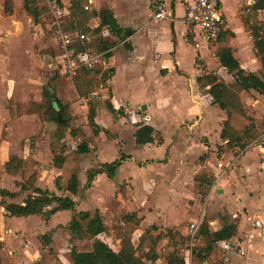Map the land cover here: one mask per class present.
Returning a JSON list of instances; mask_svg holds the SVG:
<instances>
[{
    "label": "crops",
    "instance_id": "obj_1",
    "mask_svg": "<svg viewBox=\"0 0 264 264\" xmlns=\"http://www.w3.org/2000/svg\"><path fill=\"white\" fill-rule=\"evenodd\" d=\"M9 1L12 3V7L11 5L6 6V0H0V30L9 32L5 33V36L8 37L6 39L8 44L5 47L0 45V174L2 171V182L8 183V187H10V183H16L18 187L17 184L22 183L21 174H18L21 177L9 175L6 172V165L13 157L24 160L33 159L40 165L36 186L60 197H71L75 202H78L76 211L82 212L85 211L82 210V207L86 203L80 204L77 196L64 191L72 175L76 174L79 179L80 194L84 183L86 187H91L97 180L101 181L103 187L108 186L112 192L115 190L114 196L117 197L120 194L117 189L119 190L120 186L125 184L128 179L132 180L133 186L135 185L136 188L137 186H147L143 188V191H140L141 195H136V197H139L140 201L143 200L147 206L153 203L157 208L154 212H151L149 208L141 209V207L136 210L139 215L136 216L147 228L144 232L153 226L162 227L163 224L166 225L167 221H175L183 217L185 218L184 223L188 222V226L207 221L211 232L220 231L226 225H233L236 227L235 235L230 240L219 243V251L223 254V258L215 264H240L241 258L232 249L244 237L246 228L244 214H247L245 209H249L248 212H255L258 208L264 210V147L262 143L261 145L259 143L250 144L239 154H236L234 150L232 151L235 153H227L222 156L219 154L217 174L220 172V166L223 168L235 167L234 187L228 188V190L223 185V189H217V192L215 189L210 190L209 196L207 194L204 196L205 198L208 196L204 205H201V199L197 196L202 198L203 196L199 192H197L199 195L194 193V190L197 191L196 189L201 190L199 188L201 183L196 179L204 174L201 170L202 165L209 163L214 157L211 152L214 148L210 138L217 135L221 139L227 114L213 103L211 96L202 94L198 87V78L213 74L228 85L233 84L235 79L221 66L214 54V47L206 43L196 30L187 26L185 22L186 9L195 0H167L174 19L167 22H158L153 18L150 0H89L90 6H86L90 8L89 12L98 13L103 10L112 12L118 24V30L114 32L109 27H104L97 35L92 33L100 28L101 20L98 17L91 19L85 28L80 30L93 40L92 44L100 39L102 42L105 41L113 45L105 52L104 66L102 67L106 71L112 70L113 75L106 82H97L95 92L88 98L80 96L74 79L65 75L61 70L58 42L51 22L47 31L49 34H45L43 26L36 25L24 11V0ZM261 2L263 1L248 5L246 0H222L221 8L225 22L220 37L232 49L241 68L259 76L263 72L262 64L256 56L254 40L249 27L264 23V10L256 8ZM8 8H12V13H6L7 17H4L2 12H6ZM66 9L68 12L66 19L68 20L70 18L69 6ZM21 13L23 14L20 15ZM49 17L51 19L50 15ZM24 24H26V28H24ZM33 29L36 32L34 36L31 34ZM28 31L29 36L26 35ZM3 34L4 32H0V40H4L2 39ZM38 47L40 48L37 49ZM94 49L97 51L96 48ZM37 51H40L42 55L40 61L51 72L49 76L52 78L46 85L50 86L64 106L70 107L76 118L77 126L83 128L90 137L93 133L88 126L89 102L93 100L98 103L96 123L102 130L108 131V134L101 132L97 138H94V143H90L91 151L81 155L78 162L82 163V160H87L86 166H89L94 160L97 165L92 169H99L102 165L111 164L125 155L127 159L120 168L125 163H130L134 170L132 174L130 172L117 182L119 168L113 178H109L103 173L96 176L92 184L88 185V172L92 169L86 172V179H82L83 172H80L78 176L76 172L66 171L65 168L68 167L71 160V150L72 152L76 151L79 145V140L71 136L70 133L63 141L66 144L67 162L62 169L54 167V151L59 149L55 138L57 126L54 123L42 121L39 114L30 111L35 105L42 103L46 85L43 90H40L39 85L42 84L43 76L40 77L35 72L23 69L22 72H19L20 76H9L4 65L5 60L9 61L14 55L25 58L32 56ZM7 61L6 63H8ZM31 76L33 77L29 82L23 81ZM136 83H139L142 91L138 96L132 93V90L137 88ZM105 88L112 92L111 103L117 111L115 114L108 112L105 108L107 99ZM97 92L98 95H95ZM251 94L259 95L255 91H252ZM260 97L261 99L252 103V106H255L264 115V96ZM101 113H105L108 123L101 120ZM159 114H163L167 120L174 116H180V120L169 132L168 139ZM192 122H194L192 125L194 133L192 132V134L201 138L197 143L196 141L192 142V138L184 140L188 131L183 126L185 123ZM212 123V128L207 130L206 126H210ZM145 125L152 127L155 133L146 145L138 146L135 133L140 126ZM128 135L132 139V145L123 144L122 138ZM196 137L195 139H197ZM177 138L178 142H174ZM222 141L227 144V141ZM155 142L160 146L159 150L168 154L169 158L179 156L185 149V152L188 151L190 156L199 159L201 166H193L189 169L179 163L173 165L169 162L170 164L163 166L161 163L164 161L158 159L147 158L148 161H145L147 160L145 159L147 147ZM109 145L118 150V157L115 155L117 157L115 160L102 162L103 151ZM197 145L200 150L195 154ZM224 160L225 166L220 164L224 163ZM158 163H160V168L152 175L153 179L150 175L144 176L141 182L136 179L138 169L148 164L159 165ZM190 172L192 175L191 189L187 188ZM241 174L246 176V179H242L243 181L238 179ZM58 177H62V190H58L56 186ZM227 178L225 176L217 177L219 179L217 184L225 183ZM155 179L158 181L156 182ZM185 181L187 186L184 185ZM164 182H170L173 186L171 194L162 192L160 189L157 198L150 201L148 199L150 194L144 192V189L148 190L151 183L161 186ZM0 188L7 189L1 186ZM249 188L254 190L253 197H250ZM7 190L15 193L20 192V188L19 191ZM116 193L118 194L116 195ZM31 194V192H25L10 202L22 204L24 199ZM99 195L103 198L107 194L103 189ZM186 195H190L194 203L185 205L186 197L184 198V196ZM21 196L22 199L15 202ZM132 197L135 198V195ZM2 201L3 199L0 197V243L3 244L7 254L6 264H73L71 250L78 245L75 243L70 249V240L74 237L68 229V225L72 220L73 212L60 211L49 220H44L40 216H37V219L28 218L31 216L23 217L28 219H21L18 221L20 224L14 226L11 222L12 218L22 217L9 216ZM202 207H204V211H202ZM224 208L229 214L238 211L239 217L233 218V213L231 220L229 214L223 211ZM258 216L262 219V229L258 233L256 243L264 248V215ZM56 218L57 220H55ZM56 223L62 225L61 230L57 231ZM184 223L174 225L170 229L166 227H162V229L173 230L176 227L179 230L177 227ZM43 235H50L51 242L48 246H43L39 240ZM162 241L166 242V240ZM117 242L119 243V241ZM223 243H228L230 248L222 249ZM52 249L56 254V259L51 256ZM67 251L70 252L69 257L65 256ZM158 260L156 258L151 263L157 264ZM159 264H164V262ZM252 264H264V258H256Z\"/></svg>",
    "mask_w": 264,
    "mask_h": 264
},
{
    "label": "trees",
    "instance_id": "obj_2",
    "mask_svg": "<svg viewBox=\"0 0 264 264\" xmlns=\"http://www.w3.org/2000/svg\"><path fill=\"white\" fill-rule=\"evenodd\" d=\"M87 0H74L69 4L70 18L65 20L64 30L67 32L80 31L85 28L86 24L93 18L98 17L101 20L99 30L92 33L98 34L101 28L109 27L112 31L118 30V24L114 15L110 11L89 12L84 10L83 3ZM43 4V5H42ZM62 5L64 6L63 2ZM257 9L264 10V1L256 6ZM24 11L33 19L36 25L43 24V14L48 13L47 7L43 0H24ZM6 13H12V8L6 9ZM249 31L254 40L256 56L262 64V75L248 72L241 68L240 63L234 57L232 49L227 45L224 39H219L211 43L214 47V54L218 58L221 66L231 74L235 82L226 84L216 75L209 74L198 78V87L203 95L211 96L213 103L226 112L227 119L223 125L221 139L227 141V144L239 154L254 142L259 133L257 131V121L262 115L251 106L246 105L243 95H248L255 91L264 96V23H259L249 27ZM89 32V31H88ZM78 48L82 49L83 44L77 43ZM96 48L99 53L106 52L113 47L108 42H102L97 39L90 45ZM113 75V71H106L101 67L94 69L82 70L74 78V83L81 97L88 98L95 92L97 82H106ZM107 99L105 108L108 112L115 114L117 111L111 103L112 92L105 88ZM57 101L60 106L64 123L59 122L58 113L53 107V102ZM90 112L88 116V126L92 130V137L88 136L83 128L78 127L76 118L69 106H64L59 99L52 98L45 90L43 91V101L35 105L30 111L32 113L42 114L44 120L48 123H54L57 126L55 133L56 142L59 149L54 151V167L62 169L66 162V144L63 143L66 135L79 140L76 154H88L90 143L97 138L101 132L108 134V131L102 130L96 123L98 103L91 100L89 102ZM155 130L150 126H140L135 133L136 144L138 146L146 145L154 135ZM264 147V143H263ZM127 156L122 155L120 160L111 164H104L99 169H92L88 172V185L92 184L96 176L105 173L109 178H113ZM40 165L33 159L24 160L13 157L6 165V172L9 175L16 176L21 174L22 183H18L19 193L11 192L7 189L0 188V197L3 199L2 204L11 217H28L40 216L44 220H49L55 213L60 211H71L73 217L68 225L72 236L78 241L85 242L77 245L71 250L73 264H153L157 258V247L162 240H166L164 247V264H186L185 259L179 256V251L191 241L190 226L184 227L181 231L165 230L153 226L144 232L136 244L130 238V232H124L117 235L114 229L109 228L100 212L94 213L89 211L77 212L78 202L71 197H60L48 190H43L36 186L38 169ZM200 189L204 186L210 187L213 183L212 177L202 174L197 179ZM62 177L56 179L58 190L61 187ZM65 192L73 196L80 194V182L76 174L72 175ZM31 192L22 204L6 202L5 199L14 200L20 194ZM124 223H134L139 226L141 219L135 214L127 215ZM236 232V227L226 225L220 231L211 232L207 221H203L197 230L194 238L192 249L191 264H215L223 258L219 251V243L230 240ZM104 235L113 240L119 241L118 248L114 250L105 241L99 237ZM43 246H48L51 242L50 235H43L39 238ZM144 255L141 256L140 253ZM7 254L4 251L3 244L0 243V264H6Z\"/></svg>",
    "mask_w": 264,
    "mask_h": 264
},
{
    "label": "rangeland",
    "instance_id": "obj_3",
    "mask_svg": "<svg viewBox=\"0 0 264 264\" xmlns=\"http://www.w3.org/2000/svg\"><path fill=\"white\" fill-rule=\"evenodd\" d=\"M6 1H7L6 6L11 5V7H12V3L9 0H6ZM71 1L72 0H62V2H63L65 7H68L69 6L68 3H70ZM83 6H84V8L86 6H90L89 5V0H87L85 3H83ZM13 13H14V11H13ZM5 14H6L5 11L2 12V15L4 17H7ZM22 14L23 13H21L20 15H22ZM42 19H43V24H42L43 27L42 28H43L45 34H49L47 31H48V26H49V24L51 22V19H50L48 13L45 12L43 14V18ZM24 28H26V24H24ZM0 32H4V34L2 35V37H3L2 39H4V40H0V45L2 47H5L8 44V42L6 41V39L8 37L5 36V33H9V32H8V30L7 31L6 30H0ZM35 33L36 32L33 29L31 34L34 36ZM26 35H28V36L30 35L29 31H28V33L26 32ZM39 48L40 47H38L37 49H39ZM41 56L42 55L40 54V51H37L32 56H30V57L28 56V57H25V58H21V57H19V55H14L9 61L5 60L4 65L6 66L5 67L6 70H8V73H9L8 75L9 76H13V77L20 76L19 72H22L23 70L24 71H29V72H32V73L35 72L36 74H39L40 77L43 76L42 77L43 78L42 84L39 85L40 90L41 89L43 90L44 85H46L47 82L52 77L49 76L51 72L49 71L47 66L42 64V62L40 61L41 58H42ZM6 61L8 63H6ZM32 77L33 76L29 77L28 79H23V81L24 82H29ZM96 85H97V83H96ZM136 86H137V88L132 90V93L135 96H138V94H140L142 91L140 89L139 83H136ZM260 96L261 95L255 96V95H252L251 93L248 94V95H243V99L245 101L244 103L246 105H248V106H251L252 108H254L256 111H258L262 115V117L257 121L258 122L257 131L259 133V136H258V138L255 141L259 140L261 138L263 132H264V115L255 106H252V103H254L255 101L261 99ZM42 97H43V95H42ZM39 117H40V119L42 121H45L43 116H42V114H39ZM159 117L161 118L162 126H164V131L166 133V138L168 139L169 138V132L172 130V127L175 124H177V122L180 120V116H174V117H172V118H170L168 120L164 118L163 114L162 115L159 114ZM101 120L105 121V123H108L107 116L105 115V113H101ZM193 123L194 122L185 123V125L183 126V127H185L184 129H186L188 131L186 137L184 138V140L185 141L186 140H191V138H192V142L196 141V143H197L198 141L201 140V138H198V136L196 137L195 134H192V132L194 133V127L192 126ZM212 126H213V123L210 126L209 125L206 126V129L208 130L209 128H212ZM194 136L197 139H195ZM122 141L124 142L123 143L124 145H132V139H131L130 135L123 137ZM210 141L212 142V145H213V148H214L213 150H211V152L214 154V157H213V159H211L209 161V163L203 164L202 167H201L202 168L201 170H202V172H204V174L207 175V177H212L213 178V183L214 182L215 183L214 184L212 183V185L210 186L211 188L208 187V186L207 187L204 186L203 188H201V190H199V189H196L197 191L194 190L195 194L197 192H199L201 194V196H203V198L200 197V196H197L199 199H201V202H200L201 205H204L207 197L210 194V190L213 191L215 189V192H217V189H223V185L225 187H227L226 189H228V188L232 189L234 187V183H235V180H236V177H235V174H234L235 167L229 169V171L225 168L224 170L228 171V173H227V175H225V177H228V178H227V180L224 181L225 183L217 184V182L219 181V179H217V175H218L217 173H218V169H219V161H217L218 160V155L221 154V156H222L224 154L226 155L227 153H232V152L235 153V152L232 151L233 149L229 145L224 143L220 139V137L217 136V135H215L214 137L210 138ZM174 142H178V138ZM202 142H208V141H202ZM254 142H252L251 144H253ZM91 143H94V139L92 140ZM258 143L261 145V142H258ZM159 147L160 146L157 144V142H155L154 144L148 146L147 149H146L147 156H145V159L149 158V159H152V160L153 159H158V160L164 161L163 163H161V165H163V166H165V165L167 166L170 163H172L173 165L179 163L180 165H184V166L188 167L189 169L193 168V166H198V165L201 166V163H200L199 159H196L193 156H190L188 151L185 152V149H184V152H182L179 156L177 155V156H174L173 158H169V155L166 154L164 151L159 150ZM199 150H200V147L197 145L196 150H195V154L199 153ZM103 152L104 153L102 155V158H103L102 162H111V161L115 160L118 157V154H119L118 150H116L112 145H109V146L105 147ZM115 155L117 157H115ZM72 156H74L75 158L72 157ZM80 156L81 155L76 154V151L72 152V150H71V153H70L71 160L69 161L68 167L65 168V170L66 171H70V173L76 172L78 174V176H79L80 172H83L82 179H86V177H87L86 172L89 169L94 168L97 164L93 160V161H91L89 166H86V161L87 160H85V161L82 160V163L78 162V159H79ZM145 161H148V159L145 160ZM158 164L159 165H157V164L149 165L148 164V165H145L144 167H141L140 169H138V174L136 175V179H138L141 182V181H143L144 176H146V175H150L151 179H153L152 175H154L155 172L158 171V168H160V163H158ZM220 164L225 166L226 165L225 160H224V163L221 162ZM86 167H88V168L85 169ZM133 171L134 170L131 168L130 163H125L120 168L119 172L117 173L116 181L119 182L121 179L125 178L127 176V174H130V172L132 174ZM231 172H232V174H231ZM144 173H145V175H144ZM2 174H3V172L1 171V174H0V186L1 187H5L7 189H10L12 191H19V188L16 186V183L15 184L10 183V185H9L10 187H8V183L2 182V179H1L2 178ZM38 174H39V171H38ZM18 176H20V175H18ZM191 178H192V175H191V172H190L189 173V179H188L189 185L187 186L186 181L184 182V185H186L187 188H189V189H191V186H190ZM238 179H240V181H243L242 179H246V176H243L241 174V176H239ZM37 180H38V176H37ZM96 181L97 180H95L93 182L91 187L90 186L86 187L85 183H84V185L82 187L81 194L79 196H77L78 197V201H79L80 204H82L83 202L86 203V205H83L84 207H82V210H85V211L89 210L91 213H94L96 210H99L100 213L104 217L106 225L109 228L114 229V231L119 236L122 235L124 232H130V238L132 239V241H134L137 244L138 241H139L140 236L143 234V232L147 228L142 223L139 226H136L134 223H129V224L125 225L124 218L127 215H130V214H135V215L139 216L138 212L136 210L139 209L140 207H141V209L142 208H147V209L149 208V209H151V212L156 211L157 208H156V206H154L153 203H151V205L147 206L146 203L143 202V200L140 201L139 197H136V195H141V194H139V193H141L140 191H143V188L147 187V186H143V187L142 186H140V187L137 186V188H136L135 185L133 186L132 180L128 179L125 182V184L120 186L119 190L117 189V191L120 194L117 195L118 193H116V195H117V197H116V196H114L115 190L112 192L108 186L107 187H105V186L103 187V184L101 183V181H97V182ZM155 181L157 182L158 180L155 179ZM242 184H243V182L241 183V185ZM192 188H193V186H192ZM103 189H104V192L107 195L102 198V197H100L99 194H100V192ZM160 189H162V192H166V193H170L171 194V190L173 189V186H171L170 182H168V183L164 182L161 186H158V184L154 185L153 183H151V187L148 190L144 189V192L146 191L147 193L150 194V197L148 199H150V201H152L153 199L157 198L158 193L160 192ZM246 189H248V188H246ZM177 190H178V188H177ZM249 191H250V195H251L250 197H253L254 196V194H253L254 190L249 188ZM206 194L208 196L205 198L204 196H206ZM132 195H135V198H133ZM184 198L186 199L185 205H187V204L189 205L191 203H194V200H192V197L190 195L189 196L186 195V196H184ZM21 199H22V196H21V198L19 197L17 200H15V202L20 201ZM5 201L6 202H10V199H5ZM191 201H193V202H191ZM245 210H246L245 213H247L248 215H254V214H258V215H262V216L264 215V210H262L260 208H258L255 212H253V211L248 212L249 209H247V208ZM202 211H204V207H202ZM223 211L227 212V209L224 208ZM67 212L70 213L69 211H67ZM130 212H133V213H130ZM232 214L233 215L239 214V212L236 211V212H232L231 214H229V218L231 220H232ZM28 218L37 219V216H31V217H28ZM28 218H23V217L22 218H12L11 222H12V224L14 226H17L18 224H20V222H18V221H20L21 219H28ZM211 219H212V217H211ZM55 220H57V218ZM184 221H185L184 217L183 218H178L175 221L174 220L167 221V223H165L166 225L164 226V224H163L162 227H166V228L170 229V227H174V225L182 224V223H184ZM58 223H56L57 231H58V229H60V230L62 229V225L58 224ZM186 226H188V222L184 223L182 226L177 227V228H179V231H181ZM162 227H160V228H162ZM163 229H165V228H163ZM173 230L174 231H178L176 229V227ZM99 238L101 240L105 241L107 244H109L110 247H112L114 250H116L118 248V245L120 244V242L118 243V242L111 241L110 239H108L104 235L100 236ZM70 241H71V243L69 242L70 243V249H71V246L72 245L74 246L75 243H77L78 245H82V244L85 243V242H82V241H77V239H75V238H72ZM165 245H166V242L165 241H161L159 243L158 247H157V252L156 253H157V259H159L157 261V264L164 262V247H165ZM183 248L180 249L179 256L184 258L185 256H183V253H182ZM257 248L259 250V254L257 256V259L259 257H263L264 258V248L261 247L259 244L257 245ZM51 251H52L51 256L54 259H56V254L53 252V249ZM140 255L143 256L144 253L141 252ZM65 256L69 257L70 256V252L67 251L65 253Z\"/></svg>",
    "mask_w": 264,
    "mask_h": 264
},
{
    "label": "built area",
    "instance_id": "obj_4",
    "mask_svg": "<svg viewBox=\"0 0 264 264\" xmlns=\"http://www.w3.org/2000/svg\"><path fill=\"white\" fill-rule=\"evenodd\" d=\"M248 5H253L259 1L264 0H246ZM44 5L48 9L51 16V26L55 31V37L58 42L60 65L62 72L68 77L74 79L82 70L94 69L96 67L104 66L105 52L99 53L94 48L90 47L93 40L84 32H66L64 30V23L68 12L65 6L62 5V0H43ZM222 0H195L193 4L187 7L185 22L187 26L196 30L203 40L208 43L217 42L221 35L225 22V16L221 8ZM153 10V18L158 22L173 21L170 4L167 0H150ZM89 11V7L84 8ZM83 44L80 49L77 43ZM98 95V93H95ZM264 143V133L261 138L255 141ZM220 166V172L217 177L227 175L231 166L224 170ZM232 174V172H231ZM239 215H233V218H238ZM246 221V228L243 239L232 249L238 257L241 258L240 264L254 263L259 250L256 244V238L259 231L262 229V219L258 215L244 214ZM200 223L190 225L191 241L185 245L182 250L183 256L187 264H191L192 249L194 245V238L197 233ZM222 249H229L228 243H223Z\"/></svg>",
    "mask_w": 264,
    "mask_h": 264
},
{
    "label": "water",
    "instance_id": "obj_5",
    "mask_svg": "<svg viewBox=\"0 0 264 264\" xmlns=\"http://www.w3.org/2000/svg\"><path fill=\"white\" fill-rule=\"evenodd\" d=\"M45 91H46V92H47L52 98H56V94H55V92L50 88L49 85H46V86H45ZM53 107H54V109H55V110L57 111V113H58V120H59V122L64 123L65 120H64L63 117H62V113H61V111H60V106H59V104H58L57 101H54V102H53Z\"/></svg>",
    "mask_w": 264,
    "mask_h": 264
}]
</instances>
